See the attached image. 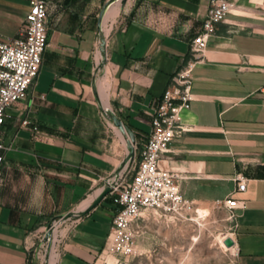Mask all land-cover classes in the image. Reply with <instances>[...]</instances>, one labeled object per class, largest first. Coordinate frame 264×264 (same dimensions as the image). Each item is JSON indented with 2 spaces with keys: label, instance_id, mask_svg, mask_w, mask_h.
Here are the masks:
<instances>
[{
  "label": "crops",
  "instance_id": "obj_1",
  "mask_svg": "<svg viewBox=\"0 0 264 264\" xmlns=\"http://www.w3.org/2000/svg\"><path fill=\"white\" fill-rule=\"evenodd\" d=\"M29 1L0 0V41L16 36ZM107 1L47 0L38 75L27 97L7 109L0 131L7 146L0 165V264H32L47 225L85 210L102 178L125 160L127 133L104 108L131 127L137 143L148 136L150 115L189 58L209 3L115 1L99 32ZM102 69L106 77L98 80ZM263 88L264 8L259 0H240L193 68V100L184 114L193 129L175 137L160 161L179 175L184 198L225 215L235 254L223 264H264ZM23 119L30 123L21 125ZM238 174L243 191L236 190ZM228 197L239 204L233 221L216 204ZM113 215L111 200L103 199L78 216L58 253L51 251L53 264H93L108 246ZM147 219L137 221L139 231Z\"/></svg>",
  "mask_w": 264,
  "mask_h": 264
},
{
  "label": "built area",
  "instance_id": "obj_2",
  "mask_svg": "<svg viewBox=\"0 0 264 264\" xmlns=\"http://www.w3.org/2000/svg\"><path fill=\"white\" fill-rule=\"evenodd\" d=\"M239 1L209 0L200 30L191 40L189 58L171 76L150 115L148 136L135 147L137 159L123 160L114 171L102 178L100 191L109 188L103 199H110L114 205L106 250L123 256L135 255L139 219L156 215L171 222V219L185 218L184 213L191 209L192 201L180 193L179 175L161 166L160 161L175 137L193 129V125L184 121V114L193 100V68L216 25L237 7ZM259 2L264 8V0ZM46 17L47 0H30L16 36L0 41V131L7 109L27 97L38 75L47 42ZM262 90L264 92V88ZM109 111L112 110L104 108L105 113ZM29 123L28 119L21 121L23 126ZM6 150L7 146L0 136V165ZM234 180L237 182L236 190L243 191L245 178L238 174ZM216 204L225 207L228 218L235 220L234 210L239 207L236 199L228 197L216 201ZM70 215L78 218V213ZM56 221L53 219L49 223L50 228Z\"/></svg>",
  "mask_w": 264,
  "mask_h": 264
},
{
  "label": "rangeland",
  "instance_id": "obj_3",
  "mask_svg": "<svg viewBox=\"0 0 264 264\" xmlns=\"http://www.w3.org/2000/svg\"><path fill=\"white\" fill-rule=\"evenodd\" d=\"M104 72L100 70L98 80L106 77ZM184 216L179 220L171 219V222L156 215L147 216L136 238L135 255L123 256L107 249L97 255L93 264H223L235 254L234 246L225 250L224 239L233 236L229 234L231 229L223 220L225 215L221 210L193 204ZM76 218L71 215L56 218L49 235H46V227L39 238L32 264L54 261L51 251L58 253L62 238Z\"/></svg>",
  "mask_w": 264,
  "mask_h": 264
},
{
  "label": "water",
  "instance_id": "obj_4",
  "mask_svg": "<svg viewBox=\"0 0 264 264\" xmlns=\"http://www.w3.org/2000/svg\"><path fill=\"white\" fill-rule=\"evenodd\" d=\"M115 1H120L121 3H124L125 0H108L102 7L99 16H98V24H97V28L98 31L100 32V28H101V20L104 16L105 11L107 10V8L114 3ZM102 46L104 47V43H102ZM110 113V118L112 119V122L114 123V125L118 126L120 129H122L123 131H125L127 133L128 136V144H129V152L125 158L129 159L132 158L134 156V152H135V147L138 146V143H136L135 140V134L132 131L131 127L125 123L124 121H122L121 119H119L114 112L109 111ZM109 192V188H105L104 190H102L99 195L94 199V201L82 212L78 213V216H82L84 214H86L87 212H89L91 209H93L100 201L103 200L104 196ZM70 214H64V215H59V217H67ZM48 231L46 233V235H49L50 232V224L47 225ZM224 244L228 247L234 245V241L231 237H226L224 239Z\"/></svg>",
  "mask_w": 264,
  "mask_h": 264
},
{
  "label": "bare ground",
  "instance_id": "obj_5",
  "mask_svg": "<svg viewBox=\"0 0 264 264\" xmlns=\"http://www.w3.org/2000/svg\"><path fill=\"white\" fill-rule=\"evenodd\" d=\"M118 8H119V5H118V7H117V11H116V13L118 12ZM111 14H113V13H109L108 15L105 16V18H104V22H105L106 18H107L108 16H110ZM199 214L202 216L203 213L200 212ZM232 246H234V245H232ZM228 248H230V247H228V246L225 247V250H229ZM51 253H52V252H51ZM52 258H53V257H52ZM51 263L53 264V260H51Z\"/></svg>",
  "mask_w": 264,
  "mask_h": 264
}]
</instances>
